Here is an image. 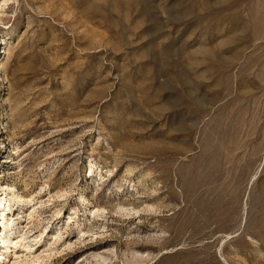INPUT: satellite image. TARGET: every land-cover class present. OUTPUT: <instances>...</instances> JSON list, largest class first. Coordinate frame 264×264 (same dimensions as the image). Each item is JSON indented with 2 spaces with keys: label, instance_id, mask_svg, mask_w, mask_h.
Listing matches in <instances>:
<instances>
[{
  "label": "rangeland",
  "instance_id": "obj_1",
  "mask_svg": "<svg viewBox=\"0 0 264 264\" xmlns=\"http://www.w3.org/2000/svg\"><path fill=\"white\" fill-rule=\"evenodd\" d=\"M0 65V197L61 228L44 264H264V0H0Z\"/></svg>",
  "mask_w": 264,
  "mask_h": 264
},
{
  "label": "bare ground",
  "instance_id": "obj_2",
  "mask_svg": "<svg viewBox=\"0 0 264 264\" xmlns=\"http://www.w3.org/2000/svg\"><path fill=\"white\" fill-rule=\"evenodd\" d=\"M2 67V65H0ZM1 77V76H0ZM3 80L0 79V83ZM92 168L90 172L92 173ZM18 200H22L21 197H17ZM33 200H23L21 201L20 207L15 208V210H19L17 213V218L15 215L12 216V210L10 209V205L6 200V195L3 194L0 197V264H44L45 262H49L52 257L56 255L58 252V247L55 246L61 242L62 233L61 228H56L51 232V236L45 240V243H42L43 233L39 234L38 237H34L33 240L29 241V238L21 235V231L18 230V221L26 214L25 209L30 208L34 211L38 207L37 204H32ZM122 204V203H121ZM42 207V205H41ZM127 207V206H126ZM119 211L124 210V208H118ZM133 210V209H132ZM127 211V210H126ZM135 211V210H134ZM103 210H96L92 208L89 210V214L92 217L101 218ZM35 213V212H34ZM118 213V212H117ZM33 215V213H32ZM30 217V216H29ZM29 220V219H28ZM73 216H69L67 221L72 222ZM89 220H77L76 222V231L78 239L83 238L85 235L90 234L92 231L91 227L87 225ZM105 228V227H104ZM40 239V240H39ZM80 241V240H79ZM66 245V247H70ZM93 259L96 260L97 264L105 263L108 260L107 256L104 255H94ZM135 260L133 262L143 263L141 258L140 260ZM139 259V258H138ZM88 258L85 259L84 262L80 264H86ZM135 264V263H134Z\"/></svg>",
  "mask_w": 264,
  "mask_h": 264
}]
</instances>
